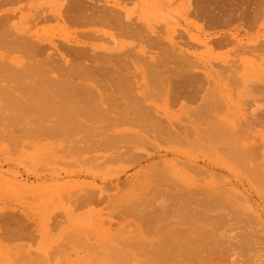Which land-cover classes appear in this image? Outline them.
I'll return each instance as SVG.
<instances>
[{
  "label": "rangeland",
  "instance_id": "374dc122",
  "mask_svg": "<svg viewBox=\"0 0 264 264\" xmlns=\"http://www.w3.org/2000/svg\"><path fill=\"white\" fill-rule=\"evenodd\" d=\"M36 1L39 0H15L13 4H17H10L8 8L16 10L19 15L20 6H24L23 10ZM126 3L131 20L145 26V36L150 35L152 29H158L156 31L165 36L173 33L176 41L193 46L197 52L210 50L211 55L203 59L210 63L205 67L210 81L202 80L204 88L200 90L198 99L184 93L175 101H171L168 94L161 93L157 97L155 92L158 89L150 83L148 87L152 90L153 97L146 103L149 107L158 109L162 116L168 118L170 115L172 118L173 115V121H170L171 118L163 121L159 125H170L169 129L157 131L156 137L144 142L138 141L134 147L130 143L134 139L127 133L133 127L130 123L115 125V128L120 126V133H115L110 130V124L99 126H105L101 130L96 127L100 124H83L85 121L80 119L74 120L71 125L66 122L67 126L65 122H58L54 118L55 115L58 116L55 109L59 110L62 105H67L66 101L61 102L64 101L62 99L58 100L60 103L56 100L53 103L52 98L47 103H51V108L54 106L52 109L49 107L51 111L54 109L51 112L54 116L49 115L48 105L44 104L47 111L43 106L39 111L30 112L25 109L29 113L22 109L20 113H14L18 115L24 112V115L18 116L19 120L23 118L20 120L22 122H10L4 118V114H12L14 109L6 98V92L10 90L17 94L11 89L16 83H0V107L9 108L6 112H0V248L29 250L38 254L42 241H45L53 263L61 264L89 255L90 246L99 241L104 243L112 240L119 247L131 249L135 264H159L152 262L151 258L157 256V251L161 249L157 244V241H162L159 239L160 235L169 234L171 227L172 230H178H174V236L169 234V240L162 241V248L173 247L178 239L182 242L199 241L203 246L208 245V249L211 244L218 243L226 247L222 242L234 239L235 249L227 252L221 263L217 260V264H232L234 260V264H264V257L261 261L257 256L264 255V127L251 125L254 129L251 126L244 128L247 133L244 138L245 143H248L247 147L252 151V147H255V151L250 153L260 156H256L257 161L259 160L257 163H262L261 168L259 166L253 169L251 166L244 167L232 153L234 142L227 135L231 132L227 130L225 133L226 128L222 129L224 125L220 119L217 120L221 130L214 128L218 122L215 119L197 121L194 116V120L190 121L191 114L195 115L198 107L206 104L204 99L212 96L210 98L215 99L213 106L217 108L216 115H228L232 119L236 117L237 128L232 130L234 134L233 131H237L244 124L241 118L246 121L248 118L244 117L245 114L264 104L261 99L248 103L250 98L239 93L240 88L245 89L244 80L240 81L243 78H225L219 74V61L223 59V53L234 49V45L229 48L218 47L211 44V39L219 37L222 32H229V29L219 30L218 33L208 29L211 36L207 40L210 43L204 45L200 41L205 38L200 35L203 22L185 13L183 0H154L152 3L150 0H128ZM44 4L43 9L48 11L47 8L52 3ZM16 18L18 20V16ZM76 28L70 23L66 25L56 19H48L39 25L38 33L46 43L53 42L59 46L63 40L71 37L73 30L80 29ZM246 28L241 29V37L245 39L243 42L260 44L264 40V11L250 28L248 26V30ZM53 50V47L49 48V51ZM256 62L260 61L257 59ZM216 68L219 72H216ZM249 77L246 75L247 79ZM238 98L241 99L239 102ZM44 112L46 120L42 116ZM232 113L237 116L232 117ZM26 114L30 121L26 120ZM41 116L44 118L38 120ZM50 118L53 120L49 121ZM34 119L37 121L34 122ZM76 124L80 126L77 127ZM81 124L88 132H84ZM144 124H150V121H145ZM64 126L72 130L71 132L69 129L68 132H76L77 135L70 133V137L66 139L68 135ZM160 126L158 128L162 129ZM209 126L212 136L197 138L194 133L198 130L197 127ZM92 128L94 130L91 132ZM55 130L59 132L56 131V134ZM61 130L66 134H60ZM243 133L245 134L244 131ZM114 136L116 139H111ZM187 142L194 149L191 150V144H186ZM122 150L121 155L116 154ZM109 156L113 158L109 159ZM209 165L217 168L211 172ZM161 179H167V182L164 183ZM196 188L200 190L198 193ZM168 193L174 197L184 193V199L181 200L178 196L180 199L173 200L166 195ZM212 197L217 198L214 200L219 202V206L209 209L206 218L190 217V220H182L181 213L174 212L167 219L156 216L166 199L170 207L176 209L177 204L184 213L189 208L203 211L204 206L200 205L202 199L211 200ZM151 214L155 216L151 218ZM190 222L193 224L190 225ZM132 260L122 264H131ZM90 261L97 264V261L93 262L95 256Z\"/></svg>",
  "mask_w": 264,
  "mask_h": 264
},
{
  "label": "bare ground",
  "instance_id": "6f19581e",
  "mask_svg": "<svg viewBox=\"0 0 264 264\" xmlns=\"http://www.w3.org/2000/svg\"><path fill=\"white\" fill-rule=\"evenodd\" d=\"M127 1L39 0L23 10L24 6H20V9H18L21 13L17 15L16 10L12 11L8 8L10 4L15 3V0H0V83L14 81L16 85L11 89L17 92L16 94L10 90L9 92L5 91L10 95H6L4 92L14 109L12 114L10 112L4 114V118L16 123L19 120L18 116L24 115V112L19 114L20 110L39 111V108L44 107V104L46 105L53 98L52 102L54 100L58 102L60 99L64 100L61 102L66 101L67 105L60 106V112L58 109H55V111L53 109L55 114L58 112V116L55 115L54 118H57L58 122H65V126L74 122V120L80 119L85 121L83 124L87 122L100 124L95 125L98 128L101 125L108 126L110 124L109 127H112L109 128L110 130L120 133V126L116 128L114 126L120 123H130V126L133 127H130L127 133H130L129 135L134 139L133 142H130L133 147L137 145L138 141L144 142L151 137H156L157 131L167 130L170 125L161 127L163 124L161 126L159 124L165 120L169 121L170 115L168 118L162 116L158 109H153L146 103L148 99L153 97L152 90L149 89L148 85L153 83L154 87L158 89L155 92L157 97H160L161 93L168 94L171 101L177 100L184 93H187L193 99H198L200 90L204 88L202 80L210 81L208 78L210 76L205 70L206 65L210 63L203 59L208 58L211 51L197 52L193 46L176 41L173 33L171 36H165L161 33L160 35L159 31H156L158 29H152L151 34L145 36V26L138 25L136 21L131 20ZM153 1L150 0V3ZM44 2L48 5L52 3L49 6L51 9L47 8L48 11L45 8L43 9ZM54 2H57V4H54ZM53 4L54 6H52ZM183 8L185 13L193 15L203 22L200 35L205 36V38L200 39V41L204 45L210 43L207 40L211 36L210 30L218 33L219 30L229 29V32H222L219 37L211 39V44L218 47L229 48L234 45V49H228L227 53H223V59L219 61L220 64L217 62L220 69L219 74L225 78H243L239 79L240 81L244 80L243 86H245V89L240 88L239 93L251 99L247 101L248 103L255 99H261L264 102V40L261 43L259 42L260 44L244 43L245 39L241 37V29L247 26L246 29L248 30V26L250 28L264 11V0H183ZM17 16L18 20H16ZM48 19H56L66 25L70 23L80 29L73 30L71 37L68 40H63L59 46L54 45L53 42L49 43L52 44L51 46L38 33L39 25ZM230 26L232 27L230 28ZM208 29L210 30L208 31ZM48 45L53 47L54 50L49 51L50 47ZM257 59L260 61L259 63L256 62ZM219 69L216 72H219ZM243 71L246 72L243 73ZM246 75H249L250 79H247ZM210 97L212 96H207L204 99L206 104L199 106V110L195 115L191 114L190 121L194 120V116L197 121L220 119L224 128L220 126L218 120L214 128L217 130H221V128L225 130L226 128L225 133L230 130L231 133H227V135L234 142L232 153L236 155L238 161L244 167L259 168L262 163L258 164L259 160L257 161V158L260 156L255 154L256 152H254L255 155L250 153L255 151V147H252L254 148L253 151L247 147L248 143H245L246 140H244L247 133L244 128L251 125L264 127V104L255 108L254 111H249V114H245L244 117L248 118V122L247 120L242 121L241 118V122H244V124H241L243 126L237 131H233L234 134H232V130L237 128V120L234 117L237 115L232 113L233 119L228 115L226 117L216 115L217 108L213 106L215 99ZM239 99H237L238 102L241 100ZM50 104H47V110L50 111L49 115L53 114L54 116V113H51L54 106L51 108L52 105ZM55 107L58 108V106ZM223 107L221 108L224 109ZM0 109H5L0 110V112H6L9 108L1 106ZM18 111V115H15ZM27 111L25 113H29ZM49 115L46 116L50 117ZM42 116L45 117V112ZM42 116L37 117L38 120H42L41 118H44ZM27 118L26 120L30 121V118ZM21 119L23 120L22 117ZM51 120L53 118L49 119V121ZM171 120L173 121V115ZM36 121L34 119V122ZM145 121H150V124H144ZM75 123H78V121ZM76 125L77 127L80 126ZM65 126L66 130L63 129L67 131V134L62 130L60 134L68 135L66 137L68 139L72 130ZM158 126L162 129H159ZM103 127L99 129L102 130ZM252 128L254 129V127ZM69 129L71 132H68ZM82 129H84V132H88V129L85 130L84 127ZM197 129L199 131L194 129L197 138L212 136L210 126L197 127ZM92 130L94 129L92 128L91 132ZM103 131L106 132V130ZM75 133H71V135ZM250 136H252L251 133ZM111 139L116 138L114 136ZM189 141L193 143L191 139ZM188 142L186 144H191ZM109 143L111 144L112 140ZM197 145L195 144V146ZM190 147L191 150L194 149L192 144ZM121 152L123 150L116 154L121 155ZM179 155L184 157L183 154ZM110 158L113 157L109 156ZM189 162L191 161L189 160ZM212 165H209L208 168L211 172L217 168L215 166L218 164ZM165 181L167 182V179L163 182L165 183ZM197 191L200 190L196 188ZM201 192H204V190H201ZM183 194L178 195L181 200L184 199ZM166 195L172 197L173 200L178 197H174L169 193ZM216 197L218 196L216 195ZM214 199L217 198L202 199L200 205L204 206L203 211L189 208L184 213L182 209L178 208L177 204L176 209L170 207L166 203L168 201L166 199L160 208L161 210L158 213L156 212V216L160 219H167L174 212L181 213L182 220H190V217L194 219L206 218L208 210H212L215 205L219 204ZM170 205H173V203ZM153 216L155 215H150L151 218ZM189 224L192 225L193 223L190 222ZM169 228V234L174 236V230L177 231L178 228L173 230L171 227ZM169 234L164 233L160 235L159 239L162 241L169 240ZM250 237L251 235L246 238L249 239ZM233 240L227 239L222 242V245L225 244L226 247L221 246V243H218L217 240L218 244H211L209 249L208 245L203 246L199 241L182 242L178 239L173 247L169 248H162L160 244L164 242L157 241L158 247L161 249L157 251V256L151 258V261L159 264H217L218 260V263H221L225 254L235 249L236 242ZM42 242L38 254H33L29 250L20 251L0 248V264H55L47 250V243ZM101 242L99 241L94 246H90L88 249L90 253L89 255L85 253L86 257L79 256L75 261L62 262L61 264H92L90 260L93 256H95L93 262L97 261V264H122L132 260L131 249L128 247H119L112 240ZM52 254H55V252H52ZM257 256L261 261L263 260L264 255L258 254ZM119 259L122 261L119 262ZM234 261L232 264H234ZM131 264H135L133 260Z\"/></svg>",
  "mask_w": 264,
  "mask_h": 264
}]
</instances>
